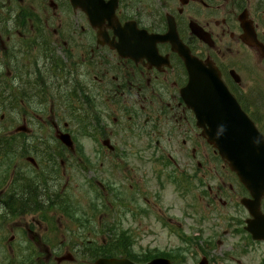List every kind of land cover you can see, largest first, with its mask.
Here are the masks:
<instances>
[{
  "label": "flooded vegetation",
  "instance_id": "obj_1",
  "mask_svg": "<svg viewBox=\"0 0 264 264\" xmlns=\"http://www.w3.org/2000/svg\"><path fill=\"white\" fill-rule=\"evenodd\" d=\"M257 62L264 0H0V264L110 257L94 241L130 233L115 205L131 212L127 183L153 217L168 185L203 204L182 209L195 264H264V193L241 184L181 98L188 67L213 64L264 132ZM195 130L220 164L198 160ZM81 190L107 204L101 231L90 208L77 216Z\"/></svg>",
  "mask_w": 264,
  "mask_h": 264
},
{
  "label": "rangeland",
  "instance_id": "obj_2",
  "mask_svg": "<svg viewBox=\"0 0 264 264\" xmlns=\"http://www.w3.org/2000/svg\"><path fill=\"white\" fill-rule=\"evenodd\" d=\"M257 69V81L256 83L264 85V64L255 63ZM194 140L198 144L199 157L198 160L204 163V159L207 163L209 160L213 163L219 160H216V156L212 153V148H209L207 143H205L199 136L200 131H194ZM185 160V158H183ZM186 161V160H185ZM147 175L149 178L155 174V177L160 178V167L149 165ZM196 168V166H195ZM170 171V168L167 169L166 173ZM136 176H140L142 172L136 170ZM200 175L204 174V171L199 172ZM167 177V176H165ZM152 178V177H151ZM128 188V183L126 185V190L123 191L122 202L127 199L128 205H131L132 210L127 208L124 204L115 203L116 209L118 211V225L119 229L130 230L128 236H117L113 238H105L95 240L94 243L97 245L96 248L99 250L105 245L109 246V253L111 257H132L136 259L140 264H145L147 261H151L155 258V252H159L160 255H163V251H173L172 258L174 264H195L200 259V252L194 248L187 247L184 244V228L181 226L183 223V212L182 209L189 206V203L195 206H203L199 200L192 199V197H187L186 200H180L176 193H174V187L171 185L167 186L168 192H162L160 195L155 196V199L152 198L153 202L158 203V206L155 209V216H152V211L148 210L147 202L143 195L138 196L137 200L133 203H129L130 196H132V191ZM142 190L144 188H141ZM79 196L81 199L88 203L90 206H81L79 209L78 217L84 216V210L90 208V218L92 227L97 228L101 231L102 225L100 224V218L104 213V207H99L98 204L92 206L94 203L93 194L88 191H80ZM206 203V200H205ZM79 204V203H78ZM103 212V213H102ZM62 219H70L69 217L57 215ZM169 218L170 224L168 225L165 220ZM27 220V219H25ZM24 221V220H23ZM11 223V222H10ZM121 230V231H122ZM118 239L123 240L122 250L119 249V244H117ZM215 248V246H213ZM102 252V250L100 251ZM211 254V253H210ZM213 259L216 258L215 254ZM160 257V256H159ZM163 257V256H162ZM171 258V259H172ZM216 262H213L215 264Z\"/></svg>",
  "mask_w": 264,
  "mask_h": 264
},
{
  "label": "water",
  "instance_id": "obj_3",
  "mask_svg": "<svg viewBox=\"0 0 264 264\" xmlns=\"http://www.w3.org/2000/svg\"><path fill=\"white\" fill-rule=\"evenodd\" d=\"M190 81L182 91L194 110L204 137L255 196L264 193V135L223 85L213 66H189ZM165 258L148 264H170ZM97 264H135L126 259H100Z\"/></svg>",
  "mask_w": 264,
  "mask_h": 264
},
{
  "label": "trees",
  "instance_id": "obj_4",
  "mask_svg": "<svg viewBox=\"0 0 264 264\" xmlns=\"http://www.w3.org/2000/svg\"><path fill=\"white\" fill-rule=\"evenodd\" d=\"M117 244H119V249H121L122 248V244H123V240L122 239H118V242H117ZM122 250V249H121ZM110 251V250H109ZM110 253V252H109ZM111 254V253H110ZM111 256V255H110ZM160 256H162V255H160ZM125 257H127V256H125ZM128 259L130 258L131 260H135V262H138L136 259H134V258H132V257H127ZM138 263H140V262H138Z\"/></svg>",
  "mask_w": 264,
  "mask_h": 264
}]
</instances>
